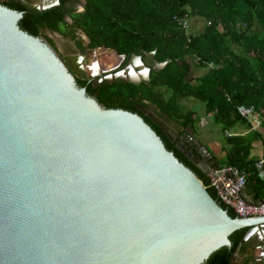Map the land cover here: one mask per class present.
<instances>
[{
	"label": "water",
	"instance_id": "obj_1",
	"mask_svg": "<svg viewBox=\"0 0 264 264\" xmlns=\"http://www.w3.org/2000/svg\"><path fill=\"white\" fill-rule=\"evenodd\" d=\"M21 17L0 3V264H204L246 227L234 264L242 243L262 240L264 215L231 217L141 115L101 105L76 80L138 84L168 60L141 49L109 74L126 57L112 49L117 65L86 71L90 61L61 56ZM173 136L194 162L210 154L189 126Z\"/></svg>",
	"mask_w": 264,
	"mask_h": 264
},
{
	"label": "trees",
	"instance_id": "obj_2",
	"mask_svg": "<svg viewBox=\"0 0 264 264\" xmlns=\"http://www.w3.org/2000/svg\"><path fill=\"white\" fill-rule=\"evenodd\" d=\"M0 3L22 11L21 25L33 35L48 28L72 33L75 38L73 31L78 28L88 38L84 46L77 39L81 48L108 47L125 54L126 60L132 53L140 54L141 49L155 50V60L168 61L159 70L151 69L148 81L135 84L120 78L103 79L94 87L92 80L77 78V83L85 85L101 105L141 115L166 148L191 168L217 199L206 165L201 168L186 157L176 148L170 132L139 108L153 105L156 114L165 115L183 129H194L200 117L181 102L186 97L199 100L204 113L221 125L224 155L214 162L247 171L245 189L253 192L256 200L264 197V180L255 169L258 158L250 155L254 140L260 139L264 145V130L253 129L237 109L239 105L253 106L264 129V0H85L78 11L74 4L81 5L80 0H59L57 5L39 11L27 10L16 0ZM191 17L204 21L201 30H188ZM183 19H187V27L182 25ZM238 123L248 132H226ZM219 203L231 217L236 216L230 206ZM246 230L242 227L231 232V246L220 247L204 264H229Z\"/></svg>",
	"mask_w": 264,
	"mask_h": 264
},
{
	"label": "built area",
	"instance_id": "obj_3",
	"mask_svg": "<svg viewBox=\"0 0 264 264\" xmlns=\"http://www.w3.org/2000/svg\"><path fill=\"white\" fill-rule=\"evenodd\" d=\"M187 27V19L181 21ZM238 113L250 120L258 114L253 106L239 105ZM257 176L264 180V158L259 157L255 162ZM209 185L215 189L217 200L230 206L237 217L249 218L264 215V197L257 201L245 199V188L248 173L233 164H220L208 168Z\"/></svg>",
	"mask_w": 264,
	"mask_h": 264
},
{
	"label": "flooded vegetation",
	"instance_id": "obj_4",
	"mask_svg": "<svg viewBox=\"0 0 264 264\" xmlns=\"http://www.w3.org/2000/svg\"><path fill=\"white\" fill-rule=\"evenodd\" d=\"M27 1H31V0H27ZM79 6H80V3H76L74 4V7L76 8L75 10H79ZM67 18V17H66ZM68 22H71V19L68 20ZM45 29H48V28H45ZM51 31V30H50ZM78 31H81L79 30L78 28H75L74 31H73V34H75V38L72 37V33L67 35V34H63L61 32H58V31H51V32H58L62 35V38L60 40V48L62 49V52L60 53L59 52V49L57 46H54V42H53V39H51V42H49L46 38H44L47 42H49L55 49L57 52L60 53L61 56H67L69 59L71 60H77L80 56H82V58L80 57V62L83 63V56L85 55H89V56H93L92 60L90 61V65L89 67H85L86 71L91 67L93 66L94 68V65H92L93 63L95 62H100L101 60H103L104 62L105 61H108V60H105V59H109V58H106V56H104L103 59H99L98 60L96 59L97 56H94V49H97V48H103V49H110L108 47H95V48H91V49H88V48H81V46H84L88 39L86 38V43H84V39L82 38L81 34L78 32ZM77 39H81L82 43H81V46L77 43ZM112 51V49H110ZM113 53V51H112ZM80 55V56H79ZM129 58V57H128ZM127 58V60H128ZM109 60H113L112 59H109ZM127 60H126V57L124 59V61L120 62L118 64V62L120 61H115L113 62L112 65H117L118 64V67H116L114 70H111V71H108V73H116L118 72L120 69L124 68L126 63H127ZM125 62V63H124ZM106 74V73H104ZM103 74V75H104ZM116 79H119V78H116ZM116 79H112V81H115ZM122 79V78H120ZM102 81V80H101ZM100 81V82H101ZM140 107V106H139ZM148 110L147 112H144L145 114H150L152 117H149L151 119H153L156 123H158L160 126H165L163 125L164 122L161 118V116L157 115L155 112V110L149 106V107H146ZM167 130V129H166ZM170 134L173 136L174 134V130L171 128L168 129ZM182 134V133H181ZM181 134L178 136L180 137ZM175 144H176V140H175ZM187 157V156H186ZM189 158V157H188ZM195 158V157H194ZM191 160V159H190ZM197 160V159H196ZM205 161H209L208 157H205V156H202L199 161H196V162H200L201 164L205 165ZM211 163V162H210ZM263 234L264 232L260 231V236L262 237L261 239L262 240H259L256 238V235H252L247 241L244 242V245L243 247L241 248L240 250V247H239V253L237 255V257L235 258V261H234V264H259L260 261L263 259L262 257L264 256V237H263ZM243 244V243H242ZM234 252V251H233Z\"/></svg>",
	"mask_w": 264,
	"mask_h": 264
},
{
	"label": "rangeland",
	"instance_id": "obj_5",
	"mask_svg": "<svg viewBox=\"0 0 264 264\" xmlns=\"http://www.w3.org/2000/svg\"><path fill=\"white\" fill-rule=\"evenodd\" d=\"M79 9H80V6H79ZM196 23L198 25H200L201 28L197 29L198 27H195ZM203 24H204V21L201 18H199V17H191L190 20H189L188 30L193 32V33L197 32V31H199V30H201L203 28ZM78 32L81 34L82 38L84 39V43H86L85 42L86 38L83 36L82 32L81 31H78ZM39 36H41V37H44V36L46 37L47 36V37H50L51 39H53L54 46L58 47L60 53L62 52L63 48L62 49L60 48V40L62 38V35L60 33L51 32L49 29H44L39 34ZM93 54H94V56H97V58H99V59H103L104 56H106V58H109V59H112V58L114 59V57H115L110 49H103V48L94 49V53ZM92 58H93V56H89L88 54L83 56V63H88L89 61L92 60ZM104 64L107 65L108 64L107 61H105ZM189 98H192V97H189ZM183 101L186 102V104L189 107H194L193 110H195V112L198 115V117H201L202 113L204 112V107H203V104L199 100H197L195 98H192V99H189V100H187V99L184 100L183 99ZM181 104H184V103L181 102ZM186 104H184L185 107H187ZM150 106L155 109V107L153 105H150ZM250 121H252V119H250ZM195 126H196L195 127L196 131L194 132L195 138L197 137V139L200 140L204 145H206L210 149V151H214L215 148L217 147L216 144H219V143H220L222 148L224 147V142H223V139H222V135H220L221 131L219 130V134H217L218 127L220 128V125L218 123L213 122L212 120H209L207 123H205L203 125H201V124L199 125L198 122H197L195 124ZM259 130L262 131L263 128L260 126ZM226 132L229 133V134L230 133H242V134H244V133H247L248 130H247L246 126L238 123L235 126H233L232 128L228 129ZM258 140H254L252 142V144H254L256 141H258L259 154H261V156L264 158V145L261 143L260 139H258ZM254 147L252 146V148H254ZM221 151H222V149H221ZM213 153L216 155L219 152L217 150V151H215Z\"/></svg>",
	"mask_w": 264,
	"mask_h": 264
},
{
	"label": "crops",
	"instance_id": "obj_6",
	"mask_svg": "<svg viewBox=\"0 0 264 264\" xmlns=\"http://www.w3.org/2000/svg\"><path fill=\"white\" fill-rule=\"evenodd\" d=\"M204 25V24H203ZM195 27H198L197 29H199V28H201V26L200 25H198L197 23L195 24ZM185 99H187V100H189V99H192V98H189V97H186V98H184V100ZM183 103L184 104H186V102H184L183 101ZM186 106L189 108V109H194V107H189L187 104H186ZM154 109V108H153ZM156 112H158V111H156ZM159 116H161V118H162V120H163V122H164V124L163 125H165V126H162L163 127V129L164 130H166L167 129V131H169L168 129H170L171 128V130L173 129L174 130V134H176L177 135V137L182 133V132H184L185 130H187V128H185V129H183L182 128V126H180L179 124H177L176 122H174V121H172V120H170V119H168L165 115H163V114H159ZM252 119V121H250V123H251V125H252V128L253 129H256V130H259V128H260V115H254V117H252L251 118ZM209 120H212V118H211V116H210V114L208 115V114H205L204 112L202 113V115H201V117L199 118V120H198V124L200 125H203V124H205V123H207ZM220 125V124H219ZM196 127V126H195ZM194 127V129H192V131H193V135L195 136V134H194V132L196 131V128ZM219 130L221 131V125H220V128L218 127V132H217V134H219ZM264 130V129H263ZM263 130L261 131V130H259V131H261V132H263ZM221 133V132H220ZM220 135H222V134H220ZM223 138V137H222ZM196 140L199 142V144L200 145H203V146H205L207 149H208V151H210V149L206 146V145H204L200 140H198L197 139V137H196ZM259 141V140H258ZM258 141H256L254 144H252V146L254 147V148H252L251 149V153H250V155L251 156H255L256 158H259V157H262L261 156V154H259V144H258ZM262 143V142H261ZM216 148H215V150L214 151H210V154L208 155V156H206V157H208V159H209V161L211 162V164H212V166H216V165H218V163L219 162H214V160H215V158L216 159H221L222 157H223V155H224V151H223V148L221 147V145H220V143L219 144H216ZM221 149H222V151H221ZM218 150V152L219 153H217L216 155L213 153V152H215V151H217ZM221 151V152H220ZM206 167V166H205ZM243 195H244V197H245V199H247V200H249V201H257L256 200V198L254 197V195H253V192H251L250 190H248V189H245L244 188V190H243Z\"/></svg>",
	"mask_w": 264,
	"mask_h": 264
},
{
	"label": "bare ground",
	"instance_id": "obj_7",
	"mask_svg": "<svg viewBox=\"0 0 264 264\" xmlns=\"http://www.w3.org/2000/svg\"><path fill=\"white\" fill-rule=\"evenodd\" d=\"M96 59L98 60L97 57H96ZM105 60H108V61H107L108 64H107L106 66H108V65L111 66V65L113 64V62L117 61V60H115V59H113L112 61L109 60V59H105ZM101 64L105 65L104 62H103V60H101V61L98 62V63L95 62V63H93L92 65H94V68H97V67L100 68V67H101ZM89 65H90V64H89ZM89 65H88V67H89ZM94 68H93V66H92L91 69H90V68H89V69L92 70V69H94ZM134 75H135V74H134ZM134 75L132 74V76H134Z\"/></svg>",
	"mask_w": 264,
	"mask_h": 264
}]
</instances>
